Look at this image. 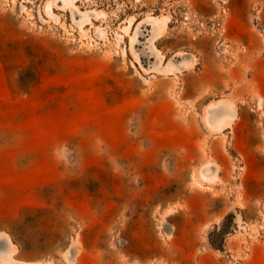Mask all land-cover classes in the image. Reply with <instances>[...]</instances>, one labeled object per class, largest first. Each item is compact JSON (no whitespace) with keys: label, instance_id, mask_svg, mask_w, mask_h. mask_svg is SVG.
Wrapping results in <instances>:
<instances>
[{"label":"rangeland","instance_id":"obj_1","mask_svg":"<svg viewBox=\"0 0 264 264\" xmlns=\"http://www.w3.org/2000/svg\"><path fill=\"white\" fill-rule=\"evenodd\" d=\"M2 237L0 264H264V0H0Z\"/></svg>","mask_w":264,"mask_h":264},{"label":"bare ground","instance_id":"obj_2","mask_svg":"<svg viewBox=\"0 0 264 264\" xmlns=\"http://www.w3.org/2000/svg\"><path fill=\"white\" fill-rule=\"evenodd\" d=\"M152 56V55H151ZM228 101H226V103H227ZM223 104V103H222ZM224 107H222V108H225V102H224ZM230 105V104H229ZM212 106H214V105H212ZM260 106V105H259ZM235 108V107H234ZM212 109H213V107H212ZM226 109V108H225ZM231 109V108H230ZM214 110V109H213ZM221 110V109H220ZM223 110V109H222ZM213 112V111H212ZM208 113H209V111H208ZM236 113V112H235ZM214 114V113H213ZM227 115H230V112L229 111H227V113H226ZM217 115V114H216ZM214 116V115H213ZM221 117V116H220ZM219 118V117H218ZM222 120L221 121H224L223 120V117L221 118ZM232 119H233V117H232ZM227 120V119H226ZM214 121V120H213ZM213 121H211V124L212 123H214ZM218 120H216L215 122H217ZM220 120H219V122H221ZM218 122V123H219ZM210 123V122H209ZM217 123V124H218ZM222 123V122H221ZM213 125H215V124H213ZM218 127V129H219V126L220 125H217ZM214 165H212V167H213ZM216 166V165H215ZM217 167V166H216ZM218 169V168H217ZM214 173H216L215 171H214ZM208 176V175H207ZM9 247H10V244H9V242H7L6 241V239L5 238H0V256L1 257H4V256H6L7 255V251H8V249H9ZM69 251V250H68ZM71 261V260H70Z\"/></svg>","mask_w":264,"mask_h":264}]
</instances>
